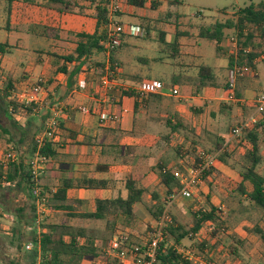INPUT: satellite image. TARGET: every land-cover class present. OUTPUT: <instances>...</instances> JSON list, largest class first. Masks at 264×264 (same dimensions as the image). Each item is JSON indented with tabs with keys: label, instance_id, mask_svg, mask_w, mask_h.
<instances>
[{
	"label": "trees",
	"instance_id": "16d2710c",
	"mask_svg": "<svg viewBox=\"0 0 264 264\" xmlns=\"http://www.w3.org/2000/svg\"><path fill=\"white\" fill-rule=\"evenodd\" d=\"M11 1V0H10ZM34 1V0H28ZM51 3H59L63 9H69L76 13L82 12L83 6L77 3V0H47ZM90 4L91 14L90 16L95 21V29L92 33L79 32V40L76 42V46L71 54L57 55V59L62 60V64L58 67V70L62 73H66V62H72L80 60L81 58L89 57L94 51L102 52L103 46L100 44V40L105 37L107 24H108V4L110 0H82ZM128 5L135 7H143L147 0H126ZM154 2V1H152ZM181 0H170L169 3L176 4ZM77 9V10H76ZM224 9H221V11ZM170 15V13H168ZM234 19H227L225 22H216L215 24L199 26L198 36L210 41H214L216 50H222L221 43L223 40V30L225 28L233 27L237 42V63L241 62L248 64L251 68H254V59L258 56V53L250 50L245 52L248 44H252L251 39L254 37V32L251 27L254 26L258 32L259 41H264V0H258L257 3H252L239 8L235 14ZM149 21V19H144ZM144 28L145 34L151 31V26L147 22H140L139 24ZM32 30L37 33H46L52 35L54 30L48 27L33 26ZM181 33L176 32L172 41L167 42L165 40L166 34L159 31V39L164 46H169L172 49L171 56L174 57L178 52V38ZM243 39V40H241ZM253 45V44H252ZM12 46L7 42H0V54L9 52V48ZM255 48V47H254ZM114 50H112L113 52ZM111 52V53H112ZM234 56L230 54L228 58L229 66L233 65ZM264 63V61H263ZM102 64H100L101 66ZM117 67L112 55L109 56V71H114ZM0 138H5L6 142L12 149L16 150L21 147H26L24 156H17L15 161H9L7 167L4 168L0 164V211L9 213L12 216V226L10 227L9 243L17 250L22 248L24 242L31 243L34 248L31 251H27L25 264H80L86 256L98 257L101 253L100 247L95 245V238L85 234L82 230H71L67 224H58L55 221L49 219V217L43 218L37 222V198L33 193V188L36 186L39 191V197L44 198L43 205L40 206L41 214L44 211H49L53 214H60L69 218H76L78 216L90 218V219H105L108 216H119V225L124 229L130 242L140 243L139 237H146L148 233L153 231L154 225L147 223L145 230L138 234L134 230L137 224V216L133 211L134 205L142 202V196L145 191L144 187L138 185L137 181L132 174L124 177V194H119L112 199L95 200L94 208L92 210L80 213L70 203L68 197V191L73 188H106L108 179L97 177H62L57 186L54 188H47L42 184L38 177V181L35 182L31 175V161L35 154L45 156L48 158H55L59 153L58 149L64 148V144H89V139H85L87 136L81 130L71 129L67 126V111L62 110L60 116L56 117V126L53 129L52 137H47L43 140L40 146L34 140L36 134L43 132L45 129L44 119L36 118L34 114V106H23L18 104L15 99L10 98V94L15 89V79L12 76H0ZM216 72L214 68L207 64H200L197 69V83L196 90H199L205 86L221 87L227 92L229 89L228 84H220L216 80ZM112 78V77H110ZM148 79V78H147ZM122 94L127 96H134V106L136 110L140 106H146L147 99L159 101L160 95L148 94L141 95L137 93L133 88H126L122 90ZM237 97L238 94L236 93ZM13 106L15 110L22 108L27 111V118L23 125H20L9 111V107ZM243 106V115L240 120L236 122L239 124L241 121L246 120L254 111L255 107L253 102ZM220 107L230 110L231 104L222 102ZM165 133L159 134L154 140L158 142L160 139L164 144H169L174 138L175 134H179L180 131L186 130L185 126L180 121H174L171 118H165L164 121ZM234 126H230L227 132L230 134ZM189 130L192 129L189 127ZM186 132V131H185ZM184 138L187 139V134L184 133ZM78 135L82 136L81 141H76ZM7 136V137H6ZM191 143H196L192 138ZM235 143L239 152V161L235 165L228 163V158L232 156L235 149L230 151L226 150V140L218 137L212 146L207 148L202 147L198 149L197 146L191 147V153H193V162L190 167L195 166L202 157L200 152L205 154H214L215 158L222 164L234 170L239 178V182L235 185V190L240 195H245L247 198L257 207L264 210V156L261 152V147L264 144V106L258 111L256 121L250 126L242 130L239 137L235 138ZM64 144H63V143ZM63 144V145H62ZM61 145V146H60ZM176 147V146H175ZM233 147V148H234ZM176 154H180L181 149L179 147L174 148ZM121 154L129 151L128 149H119ZM188 153V151H187ZM124 161V160H123ZM236 164V163H235ZM107 165H98V170L106 171ZM259 166L261 169L259 170ZM173 166L167 161L160 160L155 164L153 169L159 186L163 190L161 192L158 189L151 191V196L156 200L155 208H148V211L154 218L155 222L159 220V216L164 210L167 211L171 220L166 226L162 227L163 238L159 242L157 249V260L155 264H193L192 261L184 257L183 253L177 251V247L181 246V240L184 238L193 239L190 247L184 246V251L192 252L196 255H207V252H211L215 248V243L210 244V240L217 242V234L221 232L223 227L221 211L215 205L209 203L207 197L208 208H197L193 215V223L191 226H187L178 223L175 216L169 209V198L175 195L181 188L180 182L177 177L174 176ZM179 170V169H178ZM211 170V168H210ZM210 170L205 171V176L209 175ZM183 171V170H181ZM3 182H9V184L3 185ZM248 183L251 188L247 190L245 184ZM13 191H22L24 193V199L20 202H15L11 208L5 207L3 197L10 194ZM161 192V194H160ZM163 196V200L161 199ZM114 220V219H113ZM117 226V221H111L110 228L113 230ZM28 227L31 230H28ZM40 228L39 232L37 229ZM206 228V229H205ZM205 229L208 232L206 239L197 238L201 230ZM221 229V230H220ZM117 227L114 229L113 235L116 234ZM245 230L249 233L259 234L264 241V230L259 226L245 227ZM112 235V236H113ZM142 238V239H143ZM218 238V237H217ZM231 241L227 246L228 252L231 256L232 262L239 263V242L230 237ZM139 241H136L138 240ZM136 241V242H135ZM198 249V252H194L193 248ZM194 248V249H195ZM195 249V250H196ZM203 258V257H202ZM204 259V258H203ZM19 264V263H16ZM109 264H123L117 259H112Z\"/></svg>",
	"mask_w": 264,
	"mask_h": 264
},
{
	"label": "rangeland",
	"instance_id": "374dc122",
	"mask_svg": "<svg viewBox=\"0 0 264 264\" xmlns=\"http://www.w3.org/2000/svg\"><path fill=\"white\" fill-rule=\"evenodd\" d=\"M169 1L170 0H148L142 8L133 7L127 9L125 6H122L121 10L124 8L125 10L121 11V15L117 16L118 19L120 16L121 18L124 17L123 20L119 19L120 22L130 25H139L140 22H147L148 25L151 26V31L143 37L133 36L128 33H124L120 36L121 43L112 52L113 59L116 61L117 65V68H115L117 72L113 77L116 78L118 73H120L121 77H134V74H138L140 77L148 76L158 78L161 81L165 80L168 84L173 74L178 78L175 83L183 85L184 93L188 96H193L191 89L193 88L196 90L198 66L200 64H207L214 67L218 83L227 84L229 69L231 68L228 63V58L230 54H232L234 56V61L237 59V47L230 39L231 37L237 38L236 32L233 27L225 28L223 30L224 36L221 43L222 50L217 51L214 41L204 38H200L198 41L199 36L197 34L199 26H209L216 22L223 23L227 19L232 20L235 18L234 14L239 8L257 3L258 0H181V2L176 4H171ZM126 5L128 6L127 2ZM15 8L16 7H14V9ZM221 9H224V11H221ZM0 12H6V5L3 4L2 1H0ZM168 13H170V15H168ZM14 15L18 18V8L15 9ZM144 19H149V21H145ZM82 20L83 24L81 28L89 30L91 27H94L93 19L84 18ZM16 26H18V24H16ZM251 30L254 32V37H252L250 42L253 45L248 44L247 48L251 51L254 49L253 51L258 53V59L257 63L254 62L255 67L252 73L238 77L235 82L234 90L230 91L237 98L235 102H228L233 105L234 109V115H230L231 120L229 116L227 117L221 112H218L219 101L221 100L217 99L214 100V102H207L208 105L205 106V113L202 118H199L198 113L193 112L198 110L196 108L193 109V106H191L192 118H185V121L187 124L192 125L193 129L191 128L192 131L187 130L184 132L187 134V139L184 138L185 134H182L175 136L169 144H164L163 142L158 144H156V142L153 144V138L149 137L146 133H153L158 130L160 124H158L157 119L146 127L143 134L125 136V141L130 145V151H127L124 156V160L126 161L123 162V166H125L126 169L132 170L137 183L145 188L142 203L139 204V206L135 205L139 208L138 215L140 217V221L134 228L138 234L145 230L146 219L150 217L147 207H151L152 209L155 208L154 200L150 196V190L156 185V177L153 169L158 159L165 160L171 166L186 171L193 162L192 154L195 153V151L191 153L192 146H197L198 149L212 146L215 143L217 134H225L227 132L226 127L228 123H231L232 126L236 125V120L234 118L238 117L239 119L241 117V106L243 107L240 102H237L243 98V88L253 84L255 87L253 100L257 95L264 92V58L260 57V55H264V41H259V34L254 26L251 27ZM159 31L167 35L166 41H170L168 35L174 34L175 31H179L183 34L185 33L183 38L189 42L197 39L200 47L198 55L190 56V53L184 52L185 50L188 51V49L183 47L181 53L172 57L170 55L172 49H170L169 46H164V43L160 41ZM30 37H33V35H30ZM68 38V40H71L70 35ZM73 39L75 40V37H73ZM4 40L5 37H0V41ZM71 49H73V47L68 46L65 51H70ZM39 54L41 53L39 52ZM37 55L38 54L33 51L28 56L26 66L29 67V72H23L22 69L25 66L18 65V62L12 64L14 66L10 68V72L16 78H20L16 84L15 91L19 95L16 96V99H21L20 95L23 94V89L27 85L26 82L29 81L30 83L36 76H42L45 79L47 87L52 84L56 85L58 89L57 92L49 90L46 98L49 102L45 106H42L40 110H36H39L38 115H36L37 120L41 119L43 115L45 116L44 120L48 121L53 117V111L48 114L49 116L44 113L47 106L53 109L59 108L58 105L55 104V99L63 96L62 93L64 90L61 88L63 85L61 83L64 82V74H61L62 77H60L56 72H53L54 69L51 66L48 68V73L37 71L41 67V61L34 62V60L37 59ZM240 64L244 63L241 62ZM258 64L259 66L257 67ZM33 76L34 78L32 79L31 77ZM58 82L61 83L57 84ZM75 82H78L77 88L79 86L81 87L78 79H75ZM83 82L84 80L82 79L81 83ZM91 83L96 85V78H93ZM168 87H170V85H168ZM236 93L239 97H237ZM16 111L17 114H21L22 116L26 114L27 117V111H23L22 108L19 107ZM22 121L23 120H21V122ZM192 138H194L196 142L194 145L190 141ZM227 140H230V145H228L229 150L232 146L237 145V142L234 138H231V135H228ZM175 146L181 149L180 154L175 153ZM10 149L11 146L6 142L5 138H0V159L3 158V154ZM126 149H128V147ZM234 149V153L228 158V163L239 168L237 164V161H239V152L236 147H234ZM13 150L17 153V156H24L26 147H21L20 149L16 147V150ZM261 152L264 156V144L261 147ZM211 167L209 175L205 176L203 182L195 187L192 194L193 199L191 197L175 199L171 203L169 209H172L174 213L178 214L182 222L191 224L193 222L192 211L200 207L207 208L208 203L206 199L208 197L213 201L214 205L220 209L224 229H220L221 232L217 234L219 240L216 237L217 242L215 243V248H213L211 252H207L209 257L207 255L202 256L206 263L236 264L232 262V255L229 254L227 248L231 241L230 237H234L238 242L240 241L239 244L241 243L239 246L238 264H264V241L259 234L254 232L249 233L245 230V227L255 226H259L264 230V210L255 206L247 196L240 195L235 190L234 186L238 182V177L234 170L224 166L216 158L211 160ZM260 169L261 167L259 166V170ZM122 175L121 173L115 180H113V178L112 181L109 182L106 190L98 189V191H94L88 189L86 191L82 190L79 194L70 192V203H72L80 213H84L93 208V203L96 198L122 194L124 192ZM245 187H248L249 190L251 188L248 183L245 184ZM2 196L3 194L0 195V197ZM3 199L5 207L11 208L15 202H20V200L24 199V193H22V191H13L7 194L6 197H3ZM190 201L195 202L192 203ZM177 209L184 210L186 212L185 215L181 216L179 212H177ZM135 210L137 211L136 207ZM5 214H7V217ZM9 216V213L3 212L2 210L0 211V248H3L4 253L6 252L7 254H5V258L7 259L6 264H13L15 262L24 264L26 263V252L31 251L34 246L30 243V249H28L26 248L27 243L24 242L20 250L10 249V233H5L10 231V227L13 224ZM108 217H106V219H90L80 216L68 218L60 214H51V212L49 215V219L58 224H67L71 227L72 231L82 230L89 236L94 238L101 237V239H109L114 233L115 228L113 230L110 228L111 222H108ZM117 218L118 216L114 217V220H109H117V229H119L122 227L119 225L120 219ZM105 220H107V222H105ZM153 224H155V222H153ZM201 232L203 236H206L205 233H207V230H201ZM202 235H197L195 240H197V238H202ZM136 241H139V239ZM184 243V245L190 247L188 246L190 245L188 244L190 243L189 240H184ZM194 248L192 250L198 252V249L195 248V250ZM20 258H23L25 262L20 261ZM0 264L4 263L0 262Z\"/></svg>",
	"mask_w": 264,
	"mask_h": 264
},
{
	"label": "crops",
	"instance_id": "0c3cea01",
	"mask_svg": "<svg viewBox=\"0 0 264 264\" xmlns=\"http://www.w3.org/2000/svg\"><path fill=\"white\" fill-rule=\"evenodd\" d=\"M0 1H2L3 4L6 5V12L5 13L0 12V37H5V40L0 42H7L9 45L12 46L11 48H9V52L0 54V75L2 77L6 75L12 76V78L16 80L15 89H13V91L11 92L10 98L15 99L17 103L20 101V99H16V96L19 95L15 91L17 81L20 80V78L19 79L16 78L10 72V68L14 66L12 64L18 62V65L25 66L22 69L23 72H29L30 69L28 66H26L28 56L33 51L36 52L38 55H37V59L34 60V62L41 61V67L37 71L48 73L49 72L48 68L51 66L54 69L53 72H56V74H58L60 77H62L61 74H64V82L57 83V84L59 83L63 84L61 88H63L64 90L62 93L63 96L55 99L56 100L55 104H57L59 108L53 109L47 106L44 114L49 116L48 114H50V112L53 111V116H55L56 118L60 116L62 110L67 111V115H66V119L68 121L67 126L75 130L81 129L87 136L85 139H89V144L69 145V144H64L62 142L64 144V148L62 147L58 149L59 153L56 155L55 158H49V161L47 162L46 167L40 176L41 178L39 179V181L42 184H44L47 188H54L55 186H57L62 177L81 178V177L92 176L97 178H106L109 180L106 188L108 187L109 182H111L113 178H114L113 180H115L121 173L123 174L122 175L123 183L125 176L132 174L134 177L132 170L126 169L125 166H123V162L126 161L124 160V156L126 153L121 154V151L119 149H121V147H123V149L127 147L129 148L130 146L125 141V136L143 134L145 132L146 127H148L149 124L153 123L156 119L158 124H160L158 130L153 133H148V132L146 133L148 134L149 137L153 138V144L156 143L154 139L158 137L159 134L161 135L165 133L164 121L166 117L171 118L174 121H180L185 126L187 125L186 130L180 131V133L175 134V136L184 134L185 131L189 130V127L192 128V125L187 124L185 121L186 120L185 118L188 117L192 118L191 106H193V109L196 108L198 110L193 112L198 113L199 118H202L203 114L205 113L204 111L205 106L208 105L207 102L208 101L214 102V100L219 99L221 101H219L218 112H221L227 117L229 116L230 120H231L230 115L232 114L234 115L233 105L230 110L220 107V104L222 102L228 103V101L224 100L226 92L223 88L216 86H205L200 88L199 90H194L192 88L191 93L193 92L192 93L193 96H188L184 93L183 85L175 83L178 80V78L175 77L173 74L170 77L171 79L169 82L170 84L169 83L167 84L165 80H162L164 82L163 88L160 93H157L158 95H160L159 101L151 100L148 98L145 104L146 106H140L136 110L134 106L135 97L122 94V90L133 87L135 90V87H137L140 81L147 78L148 79H158V78H153L148 76L140 77L138 74L137 75L134 74V77H128V76L121 77L120 73H118V76H116V78L113 77V81H112L113 83L103 85L101 82V77L109 72V56L112 55V53L109 56H106L104 51L98 53L94 51L87 58H81L80 60L66 62L65 63L67 69L66 73H62L58 70V67L62 64V60L57 59L56 56L71 54L76 46V42L79 40L78 33L82 31L86 33H92L95 29V21L90 16L91 8L89 3L82 0H77V3L83 6L84 8L82 12L76 13V11L72 12L69 9H63L59 3H51L48 2L47 0H34V1L0 0ZM123 6H125V8L127 9L135 7L130 5L127 6L126 4H124ZM14 7H16L15 9L18 8V18H16V16L14 15L15 12ZM125 8L117 12L116 15L117 16L121 15V11H124ZM84 18L93 19L94 27L93 28L91 27L89 30L81 28L82 27L81 25L83 24L82 19ZM123 18L124 17L121 18L120 16L119 19L123 20ZM16 24H18V26H16ZM33 26L48 27L53 29L54 32L52 35L46 33L44 34L37 33L32 30ZM176 32L177 31H175L174 34L172 35H168L170 41L173 40ZM30 35H33V37H30ZM69 35L71 36V40H68ZM183 36H185V33L184 34L181 33V36L178 38V52L176 54L181 53V49L183 47H186L189 52L185 50L184 51L185 53H190V56H197L200 51L199 42H197V39L189 42L188 40L183 38ZM73 37H75V40L73 39ZM166 38L167 35L165 37V40ZM200 38L201 37L198 38V41ZM68 46L70 47L72 46L73 49H71L70 51H65V49ZM39 52L41 54H39ZM171 54L172 52L170 53V55ZM260 57L264 58V55H260ZM257 59L258 58L256 57L254 59V62L257 63ZM100 64L102 65L100 66ZM258 66L259 64L257 65V67ZM114 72H115L114 75H116L117 71ZM31 78L33 79L34 76ZM93 78H96V85L91 83ZM75 79L79 80V84L81 85V87L79 86L77 88L78 82H75ZM82 79L84 80L83 83H81ZM36 81L40 82L44 88V91L41 95V99H42L41 107H42L49 102L46 99L48 95V91L54 90V92H57L58 89L56 85L53 84L47 87L45 84V79L42 76H36L34 80L31 81L30 83L29 81L26 82L27 85L23 89V94L20 95V98L21 96L25 95V93L30 89L31 85ZM168 85H170V87H168ZM173 87L179 88L180 96L170 95V91ZM254 89L255 87L253 86V84L243 88V94H242L243 98L237 101L240 102V104L243 106L246 105L247 107L246 109H248L247 104L250 105L253 101ZM86 102L89 103L87 104ZM18 104L23 105V103L20 102ZM80 106H85L89 109L99 107L111 113H120L121 110L125 108L126 112L123 113L122 119L118 122L114 120L100 122L99 117L95 113L82 112L79 110ZM41 107H38L37 109L40 110ZM37 109L33 108L36 115H38L39 113V110L36 111ZM242 115H243V107L241 106V117ZM42 117L45 116L42 115ZM241 117L239 119L238 117L234 118L236 120L235 123L238 120H240ZM14 118L18 121L20 125H23L27 117L26 114H24V116L18 114V116H14ZM21 120H23L22 122L24 123H22ZM46 122L47 121H44V123ZM230 126L231 123H228L226 130H228ZM228 135L230 136L228 132H226L225 134H217L216 139L218 137H221L223 140H227ZM82 139L83 138L81 135H78L76 137V141H81ZM158 143H162V140L160 139L156 144ZM225 144L227 145L226 150H229L228 145H230V140L229 141L227 140ZM233 147L234 146H232L230 150L234 149ZM98 165L99 166L107 165L106 171L98 170L97 168ZM238 182H239V178H238ZM106 188H94V189L73 188L68 191V197L70 196V192H74V194L77 193L79 194L82 190L86 191L89 189V190L98 191V189L106 190ZM246 188L247 190H249L248 187ZM153 189H158L161 192H163V190L159 186L157 177H156V185L153 187ZM153 189H151L150 192ZM123 194L124 192L122 193V195ZM116 196L117 195L102 197L101 199H112ZM161 199L163 200V196H161ZM95 200L93 203V208H94ZM153 200H154L153 202L156 204V200L155 199ZM194 202L195 201H193L192 203ZM141 203L142 202L135 205L139 206V204ZM209 203L214 205L211 199H209ZM135 205L133 211L137 216L138 219L137 224H138V222L140 221V217L138 215L139 208ZM135 207L137 208V211L135 210ZM148 208L149 207H147V210ZM207 208H203V209H207ZM177 212H179L181 216H184L186 213L184 210H178V209ZM148 213L150 212L148 211ZM171 213L175 216L178 223L187 226L192 225L193 222L191 224L182 222L179 219L178 214L174 213L172 209H171ZM49 215H50L49 211H44L42 218L49 217ZM5 216L7 217V214H5ZM9 217L12 219L11 215ZM113 218L114 216L110 215L107 219L108 222H111L109 219L113 220ZM107 220H105V222H107ZM153 222H155V220L150 214V217L146 219V225L147 223L154 225ZM116 227L117 226H115V228ZM28 230H31V228L28 227ZM39 230L40 228L37 229V232H39ZM5 233L8 234L10 233V231H7ZM200 234L202 235L203 233L200 232ZM205 234L206 236L203 235L201 236L202 239H206L208 237V232ZM142 238L143 237H139L140 241L143 240ZM105 240L106 239H101V237L95 238V245L101 247L102 242ZM184 240H189L190 243L188 244H192L193 242V239L190 240L184 238L181 240L182 247L185 244ZM213 243H216L215 240L214 239L210 240V244ZM26 245H30V243H27ZM9 247L10 249L17 250L11 244ZM0 249H1L0 262L6 264L7 262V259L5 258L6 252L4 253L3 248ZM95 259L96 257L86 256L83 258L80 264H94ZM20 261H24V259L20 258ZM25 261L27 260L25 259ZM110 261H112V259H110L109 262ZM16 263L18 262H15L13 264Z\"/></svg>",
	"mask_w": 264,
	"mask_h": 264
},
{
	"label": "built area",
	"instance_id": "2783aa9c",
	"mask_svg": "<svg viewBox=\"0 0 264 264\" xmlns=\"http://www.w3.org/2000/svg\"><path fill=\"white\" fill-rule=\"evenodd\" d=\"M126 4V0H110L108 4V24L106 29L105 37L100 40V44L103 46V51L106 56H109L115 48H117L121 43L122 34H130L133 36L143 37L145 35V30L143 27L137 24H127L122 23L117 18V12L122 9V6ZM237 47V38H230ZM238 49V47H237ZM237 51V50H236ZM245 52H249V49H245ZM117 68V67H115ZM254 68H251L248 64H238L237 59L234 61L233 65L229 69L228 87L226 92L225 101H236L237 98L230 91L234 90L235 82L238 77L246 76L252 73ZM116 71V69H114ZM114 71H109L107 74L101 77V82L103 85L113 83ZM112 77V78H110ZM163 88V82L159 79H144L140 81L135 87V91L141 95L157 94L160 93ZM134 89V87H133ZM44 91L42 84L38 81L34 82L30 89L21 96L20 103L24 106L33 105L35 109L41 107L42 99L41 95ZM172 96H180L179 88L173 87L170 91ZM255 107L254 113H252L246 120L241 121L236 124L231 130V138H237L240 136L243 129L250 127L257 118L258 111L264 106V92L257 95V97L252 101ZM79 110L85 113H95L100 122L106 121H120L122 119L123 113L126 109L123 108L120 113L107 112L99 107L89 109L85 106H80ZM10 113L13 116H18L17 111L11 105L9 107ZM56 118L53 116L50 120L45 123V129L35 135L34 140L38 146H40L43 140L47 137H52L53 129L56 126ZM4 157L0 159V164L6 168L9 161H15L17 159V153L11 148L5 152ZM202 161L193 167H189L186 171L178 170L173 167V174L180 182L181 188L175 194L169 198V204L175 199L191 197L194 192L195 187L201 184L204 179L205 171L210 170L211 160L215 158L213 154H205L200 152ZM48 157L40 156L35 154L31 161V175L32 179L37 182L40 174L43 173ZM9 184V182H3V185ZM33 193L37 198V222L42 220L43 215L40 211V206L43 205L44 198L39 197L38 188L35 186L33 188ZM42 218V219H41ZM171 220L166 210L159 216V220L155 222L154 229L140 243L130 242L127 234L123 231L124 229L119 228L116 234L106 239L101 244V253L94 260V264H109L110 259H117L123 264H155L157 260V249L159 242L162 240V227L170 223ZM26 248L30 249V245H26ZM177 251L183 253L184 257L192 261L193 264H207L206 261L200 256L189 251H184L182 246H178Z\"/></svg>",
	"mask_w": 264,
	"mask_h": 264
}]
</instances>
